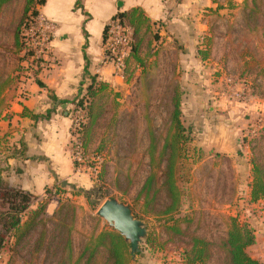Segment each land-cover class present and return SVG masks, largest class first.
<instances>
[{"label": "rangeland", "instance_id": "1", "mask_svg": "<svg viewBox=\"0 0 264 264\" xmlns=\"http://www.w3.org/2000/svg\"><path fill=\"white\" fill-rule=\"evenodd\" d=\"M3 4L0 14V77L2 81L7 80L10 85L12 84V87L10 90L6 87L4 103L0 104L1 131L6 130L8 121L5 107L14 102L15 95L24 98L23 85L41 73L40 70L45 68L50 54L42 58L44 63L39 66L29 62L30 60H20L22 54L12 47V33L21 17L25 1L5 0ZM209 4V8L202 10L206 22L203 25L206 28L205 34L202 35L205 41L201 45L205 56L203 62L207 64V81L214 80L216 83L217 80H222L221 83L227 90L234 86L238 88L246 86L249 95V102H246V105L254 109L251 110V114L246 113L245 118H242L247 124L239 133L234 152L236 157L204 153L198 147L200 131L197 128L194 135L196 128L188 114L189 106L182 98L184 93L182 75L173 68L177 59L167 53L168 56L165 54L163 59L157 58V52L161 48L157 47L160 36H157L158 32L154 26L150 27L151 30L150 28L145 30L146 25H141L136 33V39L140 42L139 54L142 55L145 65L150 62L154 64L153 70L148 69L146 78L142 77L143 75L139 77L142 82L144 79L146 83L148 82L147 90L143 84L137 87L139 80L136 81L135 72L131 71L132 65L136 64L129 61L124 77L127 80L131 79L127 87L112 88V94L105 92L96 103L100 108L97 114L99 117L90 128L89 142L80 159L82 165L78 164L77 160L73 161L76 155L72 158L75 154L72 145H81L79 138L81 135L79 133L77 135L71 128L76 116L85 117L86 112L84 110L73 112L72 108L69 115L68 154L72 163L76 164L73 168L85 178V181L47 188V192L54 194L53 188L57 186L59 192L57 195L54 194L51 197L52 201L45 206L46 216L51 217L57 210L58 198L62 199V203L79 208L75 211L73 231L70 235L75 257L92 234L100 232L103 228L107 230L101 220L96 221L95 213L105 200L113 198L130 206L134 216L144 221L147 226L146 239H149L150 243L145 245L146 240L144 241L140 252L131 259V264H186L188 257L185 256L195 239L209 246L208 259L203 264H222L220 243L228 230L230 219L252 231L254 243L245 249V253L251 259L264 263V235L259 237L260 228L264 227V206L262 201L252 202L248 195L251 162L252 160L264 162V124L259 127L257 122L258 119H264V73L258 67L246 69L237 52L244 46L251 45V48H256L254 53L256 51L259 59L264 62V50L260 48L264 47V37L259 36L260 45L254 44L255 39L247 33L248 26L245 25L252 15L251 11L257 6L260 13L258 19L264 22V0H208ZM36 58L33 56L31 59L38 61ZM262 67L264 69V63ZM227 79L232 81L230 86L226 82ZM172 86H176L180 93V120L185 133L190 137L189 146L196 147L201 153L199 160H195L196 155L191 157V167L181 171L177 176L181 192V207L177 218L185 219L180 227L187 230L184 236L175 238L164 231L163 218L138 213L142 201L135 199L152 171L151 161L154 155L157 159V155L150 149L149 133L152 131L157 138L164 131L168 100L166 91L170 92ZM211 86L217 85L212 82ZM16 88L20 89V92L16 91ZM113 94L119 96L117 98L119 106L111 102ZM82 95L83 92L79 98L83 97ZM205 103L200 113L209 114V108L213 107L214 101L207 100ZM217 105L220 110L216 115H212L214 116L212 123L208 122L207 127L215 131L217 128L222 131L230 130L228 123H236L241 108L235 113V110H227ZM229 114L231 118L233 115L236 116L227 123ZM78 122L85 123V118ZM80 130H83L82 127ZM163 167L162 165V169ZM48 197V193L43 196L44 199ZM25 220V216L21 217L22 223ZM46 228H50V224H46ZM36 237L37 235H33L16 246L15 238L5 234L0 226V264H60L66 259L64 254L53 257L50 252L44 250L34 252L32 247ZM46 243L54 245L56 239L49 233Z\"/></svg>", "mask_w": 264, "mask_h": 264}, {"label": "crops", "instance_id": "2", "mask_svg": "<svg viewBox=\"0 0 264 264\" xmlns=\"http://www.w3.org/2000/svg\"><path fill=\"white\" fill-rule=\"evenodd\" d=\"M209 6L208 0H45L38 7L39 17L54 23L56 30L45 68L23 85L24 98L15 95L14 102L6 107V130H0V182L42 199L47 188L85 181L73 168L68 154L70 110L92 77L110 89L126 88L131 81L102 64L103 31L115 15L134 9L160 36L157 58L163 59L167 53L177 59L173 68L182 75V98L189 106L194 135L197 128L200 131L198 147L204 153L236 157L235 145L247 124L242 118L254 109L228 99L229 91L222 80L207 81L201 45L206 28L202 10ZM131 68L139 80L136 86H142L139 77L144 69L136 65ZM212 82L217 86L212 87ZM207 100L215 104L209 114H202L200 110ZM217 104L235 113L241 108L239 116L243 115L236 123H228L236 116L228 115L230 130L207 127L212 115L220 110ZM260 229L259 237L264 235V227Z\"/></svg>", "mask_w": 264, "mask_h": 264}, {"label": "trees", "instance_id": "3", "mask_svg": "<svg viewBox=\"0 0 264 264\" xmlns=\"http://www.w3.org/2000/svg\"><path fill=\"white\" fill-rule=\"evenodd\" d=\"M25 4L20 19L12 33V47L22 54L20 60L35 63L37 66L44 63L42 58L34 61L31 58L34 56L33 50L29 45L26 37V30L35 26L39 17L38 7H41L45 0H24ZM5 0H0V14ZM252 15L248 18L247 33L255 39L253 42L260 45L259 36L264 37V22H260L258 6L251 11ZM264 15V11H263ZM112 19L123 21L132 30V43L129 46L128 57L125 60V69L123 78L128 69L129 61L135 62L138 68H143L142 77H145L153 70L154 64L150 62L145 65V61L139 54L140 42L136 39V33L141 25H146L147 22L143 19L142 14H139L137 9L126 14L115 15ZM1 22V21H0ZM54 24V23H53ZM150 25H146L148 30ZM106 26L103 31V48L107 42ZM150 30V29H149ZM249 44V43H248ZM257 47V46H256ZM263 48L264 47H260ZM251 45L244 46L239 49L238 57L246 69L260 68L262 73L264 69L262 62L256 51ZM203 54V53H202ZM147 69V71H146ZM146 78V77H145ZM143 87L147 90L148 82L143 80ZM12 85V84H11ZM7 80L2 81L0 77V104L4 103V92L12 87ZM7 87V88H6ZM112 92L107 84L97 81L94 77L90 79L89 85L83 91V97L73 103V112L84 110L86 112L85 123L82 126L81 147L84 151L87 147L90 137V128L98 119L97 101L104 95L105 92ZM112 94V93H111ZM168 96L166 111L167 118L164 125V131L161 135H156L151 131L150 149L155 155L152 158V171L146 178L142 188L139 191L137 200L142 201L139 206L138 213L148 217H161L164 221V231L171 237H182L185 230L180 225L185 219L177 218L181 207V192L178 187V174L181 171L191 167L190 159L196 155L195 160H199L201 153L196 147H190V137L185 133L180 117V93L176 86L171 87V91H166ZM119 96L113 94L112 101L114 105L119 106L117 98ZM56 101L55 99H53ZM6 109V107H5ZM2 111H0L1 116ZM116 113V111H115ZM114 113V115H115ZM113 116V115H112ZM115 117V116H113ZM112 117V118H113ZM161 142V143H160ZM85 152V151H84ZM75 166V164H73ZM162 165L164 166L162 169ZM251 182L249 183V197L252 202L262 201L264 205V162L252 160L251 162ZM54 194H58L57 186L53 188ZM48 193V198L38 199L31 194L25 193L19 189H10L7 185L0 182V226L2 231L15 238L14 244L19 246L21 243L30 239L33 235H37L33 245V251L38 253L50 252L51 256L55 257L59 254H64L66 259L60 264H131L128 247L123 243V240L116 233L111 231L101 230L98 233L92 234L86 243L79 249L77 256L73 253L71 233L73 231V221L75 220V211L77 207L71 204L62 203V199H57V210L51 217L46 216L45 206L49 204L54 194ZM25 216L26 220L22 223L21 217ZM136 217V216H135ZM99 222V219L96 218ZM228 230L225 237L220 243V249L223 255L222 264H263L257 260L251 259L245 249L254 243L252 231L245 226L240 225L236 220H229ZM46 224H50V228H46ZM51 229V230H50ZM50 230V231H49ZM49 233L56 239L54 245L46 243ZM1 242V241H0ZM150 240L146 239L145 245L149 244ZM1 247V246H0ZM208 245L203 241L194 240L186 257V264H203L207 256Z\"/></svg>", "mask_w": 264, "mask_h": 264}, {"label": "built area", "instance_id": "4", "mask_svg": "<svg viewBox=\"0 0 264 264\" xmlns=\"http://www.w3.org/2000/svg\"><path fill=\"white\" fill-rule=\"evenodd\" d=\"M106 28L107 42L104 46L102 64L110 65L113 71L122 77L125 69V60L129 53V46L132 43V30L119 19H111L106 25ZM55 30V25L52 22L40 17L37 18L35 26L26 30V37L30 47L33 50L34 57H37L36 59L44 58L50 53V42ZM226 82L229 86L232 84L231 79H227ZM231 88L228 89L229 99L233 100L236 98L235 101L242 104L249 102V95L246 86L242 85L240 88H238V86H234ZM84 118L85 117L76 116L72 123L73 125L71 130L77 133V135L81 131L80 129L84 124L79 123L78 120H82ZM257 122L258 126L260 127V125L264 124V119H258ZM72 149L73 151L75 150V154H73L72 158L74 155H76V157L73 158V161L77 160V163L80 164V159L83 155L81 145L79 144L78 146L73 144ZM82 164L83 163H81V165Z\"/></svg>", "mask_w": 264, "mask_h": 264}, {"label": "water", "instance_id": "5", "mask_svg": "<svg viewBox=\"0 0 264 264\" xmlns=\"http://www.w3.org/2000/svg\"><path fill=\"white\" fill-rule=\"evenodd\" d=\"M95 216L104 223L108 231L120 236L128 247L130 258L134 259L146 240V223L134 216L130 206L113 198L105 200Z\"/></svg>", "mask_w": 264, "mask_h": 264}]
</instances>
